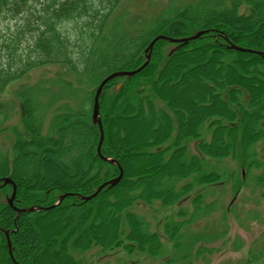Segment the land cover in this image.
Returning <instances> with one entry per match:
<instances>
[{
	"label": "trees",
	"instance_id": "obj_1",
	"mask_svg": "<svg viewBox=\"0 0 264 264\" xmlns=\"http://www.w3.org/2000/svg\"><path fill=\"white\" fill-rule=\"evenodd\" d=\"M120 2L0 0V38L5 20L16 21L9 37H30L21 66L0 69V96L8 83L35 69L60 65L66 74L46 101L42 83H22L19 125H6L10 114L0 97V133L13 132L11 149L0 151V178L16 183L14 206L43 208L16 218L7 197L0 201V227L10 230L17 264H83L76 252L92 249L157 257L164 250L160 233L133 211L155 202L192 204L188 219L163 225L180 251L185 224L215 207L205 202L203 187L230 177L238 193L244 168L264 188V57L230 48L234 43L264 51V0H196L149 19L135 34L109 25ZM72 25L78 28L75 37ZM199 30L209 32L184 46L159 40L143 70L104 86L101 151L119 162L123 177L94 198L81 199L120 174L117 164L98 154L100 129L92 112L100 82L112 72L140 67L155 36L179 38ZM227 160L242 170L226 175L220 163ZM0 192L10 196L12 185L0 186ZM65 193L70 194L59 205L44 209ZM257 253L245 264H264V244ZM0 264H14L1 230Z\"/></svg>",
	"mask_w": 264,
	"mask_h": 264
},
{
	"label": "rangeland",
	"instance_id": "obj_2",
	"mask_svg": "<svg viewBox=\"0 0 264 264\" xmlns=\"http://www.w3.org/2000/svg\"><path fill=\"white\" fill-rule=\"evenodd\" d=\"M196 0H121L116 12L111 17V29L120 34H135L146 26L151 18H155L165 11L182 8ZM246 10V6L242 8ZM15 20H5L2 24L3 37L0 38V69L15 71L21 66L28 52L30 37H23L19 42L16 37H9L16 31ZM114 27H117L116 30ZM121 31H120V30ZM78 31L75 25L70 27V34ZM173 45H169L168 49ZM66 77L65 70L60 65H51L35 69L26 74L19 81L8 83L1 93L9 110V120L6 125H19L18 114L20 99L17 91L22 83L33 85L42 83L41 97L48 100L51 94H57L61 83L59 80ZM193 86V81L190 82ZM190 85V88H191ZM134 134L131 133V137ZM13 132L7 130L0 133V151H8L12 147ZM194 152V151H192ZM210 165L214 161L207 160ZM220 170L226 175L236 174L242 170L237 162L227 160L220 163ZM209 168V167H207ZM217 169V167L213 168ZM243 170H245L243 168ZM259 173V171H257ZM256 173V174H257ZM249 172L242 189L234 193L233 179L226 178L224 182L215 186L203 187L205 202L214 203L211 213L202 216L193 224H185L182 229V249H174L164 232L163 225L167 219H188L193 213V206L184 201L178 206L164 207L155 202L151 207L147 205L136 206L133 211L149 223L151 230H156L164 242V250L157 257H150L141 253L128 254L122 250L115 253L104 254L99 249H92L85 253L76 252L83 264H245L260 250L264 244V188L259 187ZM7 195L0 192V201L6 200ZM184 210L183 215H177L179 209ZM199 240H196V239ZM192 243V245H191ZM190 244V245H189ZM189 246L191 248L189 249ZM190 255L188 260L182 259L185 254Z\"/></svg>",
	"mask_w": 264,
	"mask_h": 264
},
{
	"label": "water",
	"instance_id": "obj_3",
	"mask_svg": "<svg viewBox=\"0 0 264 264\" xmlns=\"http://www.w3.org/2000/svg\"><path fill=\"white\" fill-rule=\"evenodd\" d=\"M206 32H208V30L198 31L194 35H191L189 37H183V38H171V37H167V36H163V35L157 36L150 42L149 46L147 47V49H146V60L142 64L141 67H139L138 69L133 70V71H116L114 73H111L110 75H108L106 78H104L102 80V82L100 83V85L98 86L97 91H96L95 101H94V109H93V114H92V119H93L94 124H97L100 128V141H99V145H98V153L102 159H104L105 161H108L110 163H117L119 165V163L115 159L103 156L102 152H101V147H102V144L104 142V129H103V124H102L101 115H100V101L99 100H100V96H101V93L103 91L104 86L113 78H116L119 76L131 77V76L135 75L136 73L140 72L142 69H144L149 64V61H150L151 55H152V51H153V47L158 40L164 39V40H169L170 42L180 43V45H186L190 41L198 39L200 36H202ZM230 48L240 50V51L255 52V53L264 57V51H254L251 49H246V48H243L241 46L235 45L233 43L230 45ZM122 176H123V170L120 167V175L102 183L96 189V191L93 194L88 195V196H81V198L84 200H90V199L94 198L106 186L113 187V186L117 185L121 181ZM2 180H3L4 185L9 184V183H11L13 185L12 195L8 199L10 205L13 206V202H14V199L16 196V191H17L16 183L9 177H5ZM0 181H1V179H0ZM68 194L69 193L61 195L55 204H53L50 207H47L46 209L53 208V207H56L57 205H59L64 200V198L66 196H68ZM14 209L17 211V218H18L21 213L36 211V210H39L40 208L33 206V207H29V208H14ZM4 233H5L6 238H7L9 253L14 260L13 251H12V242L10 240V231L5 230ZM14 262H15V264H17V262L15 260H14Z\"/></svg>",
	"mask_w": 264,
	"mask_h": 264
}]
</instances>
